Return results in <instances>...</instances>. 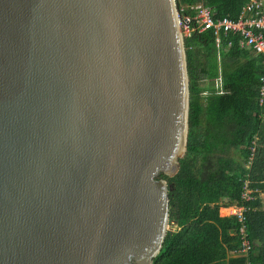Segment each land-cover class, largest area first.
<instances>
[{
    "label": "water",
    "instance_id": "95a60500",
    "mask_svg": "<svg viewBox=\"0 0 264 264\" xmlns=\"http://www.w3.org/2000/svg\"><path fill=\"white\" fill-rule=\"evenodd\" d=\"M189 112L176 0H0V264H152Z\"/></svg>",
    "mask_w": 264,
    "mask_h": 264
},
{
    "label": "trees",
    "instance_id": "16d2710c",
    "mask_svg": "<svg viewBox=\"0 0 264 264\" xmlns=\"http://www.w3.org/2000/svg\"><path fill=\"white\" fill-rule=\"evenodd\" d=\"M194 14L200 0H176ZM248 0H206L216 18L236 19ZM190 76L189 137L180 171L161 173L170 189L168 231L152 264H264V103H260L264 55L242 48L238 35L213 31L185 38ZM254 148V150H253ZM238 149L241 161L229 156ZM245 179L256 199L246 203L253 250L237 255L241 223L221 208L240 202Z\"/></svg>",
    "mask_w": 264,
    "mask_h": 264
},
{
    "label": "built area",
    "instance_id": "2783aa9c",
    "mask_svg": "<svg viewBox=\"0 0 264 264\" xmlns=\"http://www.w3.org/2000/svg\"><path fill=\"white\" fill-rule=\"evenodd\" d=\"M194 10L195 13L192 15L185 13L184 7H179L180 28L184 38L213 31L216 43L219 46L222 43V34H235L239 36L242 48L250 49L255 54L264 55V0H248L236 19L229 17L216 18L213 8L206 3V0H200L194 5ZM260 79L262 82L260 103L263 104L264 69ZM262 117L264 120V114ZM249 183L250 180L245 179L243 191L240 195L241 203L224 207V209L229 210L225 216H235L241 223L238 232L241 245L235 254L247 256L253 250V242L249 239L247 233L246 212L250 207L246 203L256 199L255 190L251 189ZM172 223L174 222L172 221Z\"/></svg>",
    "mask_w": 264,
    "mask_h": 264
},
{
    "label": "rangeland",
    "instance_id": "374dc122",
    "mask_svg": "<svg viewBox=\"0 0 264 264\" xmlns=\"http://www.w3.org/2000/svg\"><path fill=\"white\" fill-rule=\"evenodd\" d=\"M238 160L241 161V154H240V151H239L238 149H232V151H231V153H230V156H229L230 164H231L232 166H234V165H236V162H237ZM262 197H263V199H264V195H263ZM228 211H229V210L221 209V214L226 215V214L228 213ZM169 224H170L171 227H172L173 223H172V219H171V217H170V222H169Z\"/></svg>",
    "mask_w": 264,
    "mask_h": 264
},
{
    "label": "crops",
    "instance_id": "0c3cea01",
    "mask_svg": "<svg viewBox=\"0 0 264 264\" xmlns=\"http://www.w3.org/2000/svg\"><path fill=\"white\" fill-rule=\"evenodd\" d=\"M221 209H224V207H222ZM223 215V214H222Z\"/></svg>",
    "mask_w": 264,
    "mask_h": 264
}]
</instances>
